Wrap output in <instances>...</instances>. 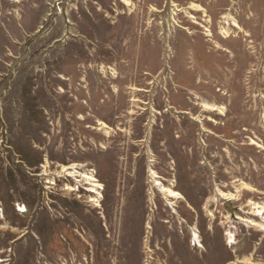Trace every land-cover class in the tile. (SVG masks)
Returning a JSON list of instances; mask_svg holds the SVG:
<instances>
[{"label":"rangeland","instance_id":"obj_1","mask_svg":"<svg viewBox=\"0 0 264 264\" xmlns=\"http://www.w3.org/2000/svg\"><path fill=\"white\" fill-rule=\"evenodd\" d=\"M0 264H264V0H0Z\"/></svg>","mask_w":264,"mask_h":264},{"label":"bare ground","instance_id":"obj_2","mask_svg":"<svg viewBox=\"0 0 264 264\" xmlns=\"http://www.w3.org/2000/svg\"><path fill=\"white\" fill-rule=\"evenodd\" d=\"M167 191V190H166ZM169 195H173V192H170V194Z\"/></svg>","mask_w":264,"mask_h":264}]
</instances>
